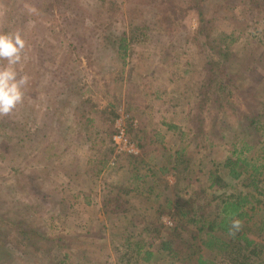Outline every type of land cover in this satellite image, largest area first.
Instances as JSON below:
<instances>
[{"label":"rangeland","instance_id":"1","mask_svg":"<svg viewBox=\"0 0 264 264\" xmlns=\"http://www.w3.org/2000/svg\"><path fill=\"white\" fill-rule=\"evenodd\" d=\"M239 1L248 8L244 23L264 33V14L247 4L251 0H201L208 31L234 30L236 23L224 16L238 15ZM189 6V0H0V32H18L26 42L22 61L12 67L18 78H29L22 102L0 115V237H14L21 222L37 247L23 256L25 242L9 239L14 251L11 258L0 251V264H58L63 252L67 264L117 262L113 248L128 229L100 208L109 184L130 183L128 154L116 152L112 140L116 127L124 126L138 149L130 156L141 152L137 132H159L166 148L175 143L177 136L163 121L180 124L188 135L179 142L190 148H198L203 135L204 145L213 148H203L208 152H202L199 167L210 172L238 135L235 113L242 118L256 111L264 121V38L259 41L258 32L247 27L234 33L241 37L225 62L233 106H224L229 115L208 108L210 103L203 106L196 94L209 60L196 42L198 14ZM157 14L170 16L160 35ZM143 22L155 31L149 33L153 39L132 43L123 59L116 36ZM5 66L0 60V68ZM197 129L203 131L193 139L188 132ZM261 145L248 157L263 156ZM129 197L128 213L158 210L141 194Z\"/></svg>","mask_w":264,"mask_h":264},{"label":"trees","instance_id":"2","mask_svg":"<svg viewBox=\"0 0 264 264\" xmlns=\"http://www.w3.org/2000/svg\"><path fill=\"white\" fill-rule=\"evenodd\" d=\"M239 3L243 8L238 6V15L224 16L227 21L232 19L236 23L234 30L226 33L214 29L208 31L210 20L205 17L206 10L201 0H189V9L198 14L196 42L199 47L205 48L204 55L209 60V64H205L208 74L197 89L196 97L202 99L203 106L210 103L208 108H224L222 113L226 115L228 112L224 106L232 107L229 99L234 96L233 90L227 87L230 85L232 89L234 84L228 77L225 62L234 56L231 45L241 37L234 33L247 27L258 32L259 41L264 38L262 30L244 23L248 8L245 2ZM263 3L264 0L247 1L251 8H259L258 15L264 14ZM240 14L241 19L238 17ZM163 17L159 16L157 20L161 30L159 35L163 33L162 24L168 25L170 19L169 15ZM149 31L143 22L140 27L120 32L114 41L115 49L123 52L125 59L132 43L139 45L153 39L149 33L155 31ZM251 113L242 118L235 113L238 135L230 143L229 154L223 162L210 172L199 167V159L205 155L202 152H208L203 148H213L209 142L208 146L204 145L206 139L203 135L198 139V148L196 143L192 144L194 148H190L188 144L179 142L188 135L183 127L165 121L162 124L167 131L177 136L175 143L168 148L162 146L164 137L159 132L152 134L144 131L134 135L141 152L137 156L128 155L125 159L131 166L127 170L129 175L131 172L130 183L109 184L100 204L102 214L116 217L128 229V232L119 235L120 243L113 248L117 257L115 264H264V155L256 159L248 157L252 149L264 143V121L258 112ZM199 117L200 113L194 116L196 119ZM216 118L212 119L213 122ZM202 131L197 129V134L192 130L187 132L197 139ZM160 146L163 151L156 155ZM170 179L174 181L172 185H169ZM131 193L141 194L146 201L157 205L159 211L151 208L144 209L145 214L138 210L137 215L128 213ZM162 217H167L171 225L165 226ZM234 220L240 221L238 230L232 227ZM17 225L22 229L17 228L14 237H0V251L8 253L10 258L15 247L9 239L25 242V248L21 250L23 256L30 251L29 247L37 248L35 241L23 229V224L18 222ZM56 242L61 243V248H66L61 239L57 238ZM69 258L68 253L63 252L58 264H67Z\"/></svg>","mask_w":264,"mask_h":264},{"label":"clouds","instance_id":"3","mask_svg":"<svg viewBox=\"0 0 264 264\" xmlns=\"http://www.w3.org/2000/svg\"><path fill=\"white\" fill-rule=\"evenodd\" d=\"M25 46L26 42L18 32H0V60L7 61V66L0 68V115L10 113L23 100V89L29 78L27 75L18 78L12 66L22 61ZM232 227L238 230L240 221L234 220Z\"/></svg>","mask_w":264,"mask_h":264},{"label":"built area","instance_id":"4","mask_svg":"<svg viewBox=\"0 0 264 264\" xmlns=\"http://www.w3.org/2000/svg\"><path fill=\"white\" fill-rule=\"evenodd\" d=\"M112 140L117 145L116 152L127 153L128 155H136L138 153L136 146L129 140L124 126L116 127Z\"/></svg>","mask_w":264,"mask_h":264}]
</instances>
